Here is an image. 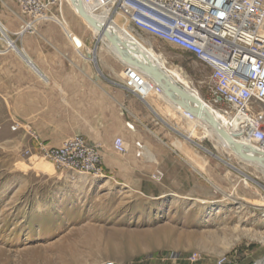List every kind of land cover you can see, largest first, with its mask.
Returning a JSON list of instances; mask_svg holds the SVG:
<instances>
[{"label": "rangeland", "instance_id": "obj_1", "mask_svg": "<svg viewBox=\"0 0 264 264\" xmlns=\"http://www.w3.org/2000/svg\"><path fill=\"white\" fill-rule=\"evenodd\" d=\"M0 9L22 16L15 0H4ZM52 18L72 33L64 17ZM1 37L15 49L0 19ZM148 37L143 40L180 68L208 102L211 69ZM147 99L155 110L154 125L127 132V154L116 153L132 160L135 171L117 174L105 167L101 177L59 168L36 150L26 153L29 146L19 129L12 130L18 120L0 117V264H217L221 256L232 264H257L264 259V171L220 150L158 94ZM187 132L195 138L188 139ZM137 140L147 146L143 158L135 154ZM148 150L156 160L149 159Z\"/></svg>", "mask_w": 264, "mask_h": 264}, {"label": "built area", "instance_id": "obj_2", "mask_svg": "<svg viewBox=\"0 0 264 264\" xmlns=\"http://www.w3.org/2000/svg\"><path fill=\"white\" fill-rule=\"evenodd\" d=\"M24 23L21 30L36 32L41 21L53 19L49 6L63 0H15ZM4 0H0L3 3ZM69 2V1H68ZM94 10L110 7L112 19L120 16L128 29L141 39L148 35L191 53L211 69L208 101L232 127L238 124L241 138L264 154V0H82ZM62 7V6H61ZM60 18L64 19L61 12ZM20 30V31H21ZM69 37L81 48L70 32ZM125 88L143 100L149 94H163L162 86L148 83L137 68L126 63ZM190 116H193L190 114ZM128 128L135 126L128 123ZM20 129V124L12 130ZM32 143L26 150L42 154L57 167L105 176L100 150L82 136H74L61 147L48 144L29 131ZM248 145V144H246ZM116 152L126 154L128 143L122 136L114 139ZM147 146L135 142L138 158L146 155ZM163 174H157L160 178ZM195 261L196 256H191ZM102 264H116L106 261ZM217 264H232L221 256Z\"/></svg>", "mask_w": 264, "mask_h": 264}, {"label": "crops", "instance_id": "obj_3", "mask_svg": "<svg viewBox=\"0 0 264 264\" xmlns=\"http://www.w3.org/2000/svg\"><path fill=\"white\" fill-rule=\"evenodd\" d=\"M54 5L49 6L50 12L57 17L61 12L72 33L81 39V48L57 18L41 21L34 33L20 34L24 16L10 11L14 20L8 10L0 9L8 37L16 44L10 49L0 38V117L18 120L19 136L27 146L32 143L29 131L49 147H61L70 138L82 136L100 150L107 171L134 172V162L121 160L113 142L117 136L125 139L127 132L154 125L151 101L125 88L126 64L101 49L102 37L87 26L70 2L61 10ZM92 48L96 49L94 60L89 58ZM7 133H11L9 127Z\"/></svg>", "mask_w": 264, "mask_h": 264}, {"label": "bare ground", "instance_id": "obj_4", "mask_svg": "<svg viewBox=\"0 0 264 264\" xmlns=\"http://www.w3.org/2000/svg\"><path fill=\"white\" fill-rule=\"evenodd\" d=\"M69 1L71 2V0ZM84 9L93 19V21L96 22V24H98L103 29L102 31H100L98 28H96L93 22H90L85 18V20L90 24H92L99 32V35L103 39V46L107 47L108 51L113 53L115 57L118 58L122 63L126 64V62H128L126 58L134 60L133 62H135V65L133 66L137 68V71L141 75L152 80L153 82H155L156 80L154 76L146 69V66L149 65L152 68L159 70L161 73H163L166 76L165 78L164 76L161 75L162 76L161 78L163 80H165L166 82L168 80H171L175 85L180 86L192 97L200 99L205 104L207 110L212 112V114L214 115L213 120L216 121L217 124L221 128H223L235 140V142L242 143L244 145L248 144L249 146L243 147L242 150H238L237 148L233 147L230 144V142L226 139L224 134L221 132V130L210 124L205 113H203L202 116H190V114L186 111L184 107L185 105L184 103L186 104L189 103L190 105L196 107V104L191 102V100L190 101L186 100L184 97H182L180 94L174 91H167L166 93L159 94L158 96H160L163 100H165L174 109L180 111L186 119L192 121L195 125H197L205 135H207L210 139H212L215 142L216 146L220 150H226V151L228 150L230 152H233L239 155L242 159L251 161L252 163L260 166V168L264 171V163L258 160H254L251 157L253 150H255L253 148L255 147L249 142L246 143V141H244L241 138V136H239L240 132H239L238 124L237 125L235 124L234 126L231 127L228 123V119L225 116H223L209 102H207L200 95V93L191 86L190 84L191 81H189V79L178 70L180 68L175 67L170 63H167L165 59L162 58L163 56H159L157 53H155L149 42L143 39L138 40V38L133 33L127 31V26L121 20L120 16L112 19L109 6H105L101 9L94 10L93 6L84 5ZM75 11L77 12L76 8ZM105 30H107L110 33V35L113 34L112 39L115 41V43L109 38V36L103 33V31ZM19 33L23 34L25 33V31L21 30ZM12 47L14 48V45ZM186 137L188 139L195 138L188 132ZM200 146L202 147V145ZM148 155L150 160H156L155 155L152 152H148ZM257 264H264V259L259 260Z\"/></svg>", "mask_w": 264, "mask_h": 264}, {"label": "water", "instance_id": "obj_5", "mask_svg": "<svg viewBox=\"0 0 264 264\" xmlns=\"http://www.w3.org/2000/svg\"><path fill=\"white\" fill-rule=\"evenodd\" d=\"M71 4L77 9V12L80 16L86 18L90 22H93V24L96 26V28H98L100 31L103 30L98 24H96V22L93 21V19L90 17V15L86 12V10L84 9V5H83L82 0H71ZM103 33L105 35L109 36V38L115 43V41L112 39L113 34L110 35V33L107 30L103 31ZM126 59L128 60V62H126V63L131 64V65H135V62H133L134 60L129 59V58H126ZM146 69L154 76L156 82L162 86L164 93H166L167 91H174V92L180 94L186 100H189V101L191 100V102L195 103L196 107L190 105L189 103L188 104L184 103L186 105V106L184 105L186 111L189 114H192L193 116H202L203 113H205L210 124L215 126L216 128H219L221 130V132L224 134V136L226 137V139L230 142V144L233 147L237 148L238 150H242L243 147L249 146V145H244L242 143L235 142V140L223 128H221L217 124L216 121L213 120L214 115L212 114V112L207 110L205 104L200 99L192 97L189 93H187L185 90H183L180 86L175 85L171 80L167 79L168 80L167 82L165 80H163L161 77L164 76L166 78V76L163 73H161L159 70L152 68L149 65L146 66ZM253 149H255V148H253ZM251 157L254 160H258V161L264 163V154L261 152H258L256 149L253 150Z\"/></svg>", "mask_w": 264, "mask_h": 264}]
</instances>
